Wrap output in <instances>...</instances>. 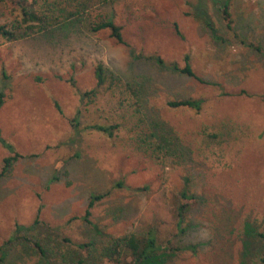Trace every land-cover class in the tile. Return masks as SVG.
Listing matches in <instances>:
<instances>
[{"label":"rangeland","instance_id":"rangeland-1","mask_svg":"<svg viewBox=\"0 0 264 264\" xmlns=\"http://www.w3.org/2000/svg\"><path fill=\"white\" fill-rule=\"evenodd\" d=\"M224 1L36 0L41 12L57 19L66 17L64 9L74 11V21L49 30L31 27L16 39L0 34V132L21 154L3 171L13 152L0 143V246L16 223L30 224L38 214L51 227L35 233L49 232L52 264H61L59 255L71 241L95 236L99 244L151 224L161 239L196 246L178 249L164 264H264V242L245 230L250 221L264 232V0H231V29ZM16 16L0 2V24ZM105 16L121 26L126 44L108 28L91 29L90 22ZM208 18L223 39L211 36ZM137 53L159 54L180 66L189 53L192 68L207 81L135 58ZM98 61L136 79V87L148 77L145 106L191 148L190 160H162L138 146L140 112L123 86L81 97L97 85ZM183 96L205 101L200 110L166 103ZM76 113L80 123L116 122L118 128L112 136L77 133ZM185 183L196 200L182 231L177 205ZM102 192L90 208V223L82 217L89 196ZM66 237L71 241H61ZM6 247L0 264H48L17 241Z\"/></svg>","mask_w":264,"mask_h":264},{"label":"trees","instance_id":"trees-1","mask_svg":"<svg viewBox=\"0 0 264 264\" xmlns=\"http://www.w3.org/2000/svg\"><path fill=\"white\" fill-rule=\"evenodd\" d=\"M0 2L10 7L12 11L17 10L18 16L11 23L0 24V34L6 39H16L23 36L31 27H38V30H49L51 28H59L64 24L74 21L75 18H70L75 15L74 11H68L64 9L63 13L65 18L57 19L53 16L47 15L45 12H41L36 6V0H0ZM68 11V14H67ZM222 14L225 20V26L232 28V13H231V0H225L222 4ZM206 26L208 27L210 34L215 39H223L221 33H219L215 22L208 18L206 19ZM92 30L101 28H108L110 35H112L118 42L126 44L121 33V26L111 17L105 16L99 20H93L90 22ZM242 43L248 45L245 39H241ZM249 46H253L249 43ZM135 58H146L152 60L155 64L162 67L172 68L178 70L184 75L193 77L196 80L202 82L207 81L205 78L196 74L194 68L190 63V54H184V63L179 65L177 61H166L159 54H134ZM94 71L97 77V85L92 89L85 90L80 93L84 98L90 94L97 93L99 88H117L123 86L126 90H129L137 103L136 109L140 112L138 117L139 130L136 134L138 146L149 154L160 157L162 160L167 157L177 161H188L192 157V150L188 145H183L180 138L175 134L173 128L153 109L145 106L147 96V90L150 88L148 85V77H143L140 80L138 87L134 86L136 79L126 80L122 76L114 73V71L108 69L102 62L98 61L95 65ZM75 83L74 80H72ZM244 92L245 90H241ZM226 93V92H224ZM204 97H192L183 96L168 98L166 103L169 106H189L200 110L204 103ZM3 103V92L0 91V105ZM73 127L77 133L83 130H97L103 132L108 136L114 135L118 128L116 122H87L80 123L78 113L74 115ZM0 143L5 146L13 154L5 157L3 171L6 170L21 154L16 150L13 143L8 141L0 132ZM118 185L122 182H117ZM146 186H137L135 189H143ZM104 195L102 193H94L89 196L87 206L85 208V214L82 216L86 221L93 223L90 215L92 210L91 206ZM179 195L182 197L177 205L178 207V223L181 225V230H185V226L182 225L185 220V213L189 209L190 203L196 200V195L190 190L188 184H184L179 191ZM93 226L97 227L95 223ZM38 227L46 228L48 230L51 227L48 223L40 219L37 214L34 221L30 224L16 223L15 229L12 234L7 238L0 246V261L4 260L6 256L7 244L17 241L27 249L32 248L40 256L45 258L46 263L52 264L50 258L51 249L47 247V236H40L35 231ZM246 236H256L264 242V232L259 230L252 222L247 221L245 223ZM159 228L151 224L146 230L142 232H130L117 236H108L107 239L97 244L95 236L91 237L88 241L78 242L71 241L69 238L61 239V241H71V245H68L67 249L60 253L61 264H164L178 249H191L195 251L196 246L192 243L184 245H178L174 243L172 238L161 239L159 236ZM97 233H102L97 231ZM27 247V248H26ZM245 250L248 249L247 241H244ZM261 262L264 263V252L260 257ZM105 261V262H104Z\"/></svg>","mask_w":264,"mask_h":264}]
</instances>
